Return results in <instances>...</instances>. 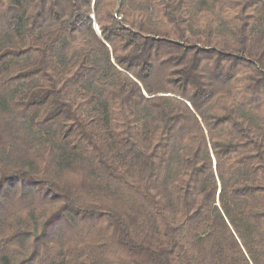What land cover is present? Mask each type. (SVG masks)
<instances>
[{"label": "trees", "instance_id": "obj_1", "mask_svg": "<svg viewBox=\"0 0 264 264\" xmlns=\"http://www.w3.org/2000/svg\"><path fill=\"white\" fill-rule=\"evenodd\" d=\"M0 264H264V0H0Z\"/></svg>", "mask_w": 264, "mask_h": 264}]
</instances>
